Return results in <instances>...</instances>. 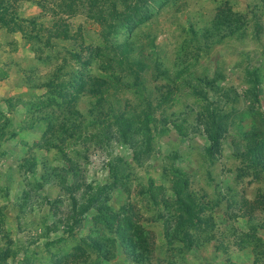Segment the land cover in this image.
<instances>
[{
    "label": "rangeland",
    "instance_id": "1",
    "mask_svg": "<svg viewBox=\"0 0 264 264\" xmlns=\"http://www.w3.org/2000/svg\"><path fill=\"white\" fill-rule=\"evenodd\" d=\"M56 2L13 0L36 23L0 25V264H264V0H151L110 33V0ZM149 112L136 158L114 117ZM83 181L106 190L74 220Z\"/></svg>",
    "mask_w": 264,
    "mask_h": 264
},
{
    "label": "trees",
    "instance_id": "2",
    "mask_svg": "<svg viewBox=\"0 0 264 264\" xmlns=\"http://www.w3.org/2000/svg\"><path fill=\"white\" fill-rule=\"evenodd\" d=\"M50 1L55 0H35V3L42 9L45 10V7ZM151 0H110L109 4V13L110 15H106L103 17L102 22L107 23V27L105 30H107V33H110L113 31V28L116 27V25H124L127 29L131 30L135 25L138 23L144 21L148 16L150 15L149 12V3ZM65 0H57L55 3L58 8L60 6H64ZM120 4V6L118 5ZM27 21L28 23H36V17L32 18H26L22 19L18 16L16 13V10L13 7V0H0V25L4 28L10 29L11 31H20L24 33V23ZM65 21V20H64ZM55 30L52 36L54 37H60L61 32L64 33L67 23H57L54 22ZM61 24V25H60ZM106 33V34H107ZM63 35V34H62ZM36 36H39L36 34ZM102 36V33H101ZM37 39H39L37 37ZM73 53V52H71ZM75 58H79V55L77 51H74ZM64 67H70L68 64L65 65V63L59 67V69H63ZM71 68V67H70ZM73 72V69H71ZM75 70L74 72H76ZM67 74H70L67 71ZM71 75V74H70ZM251 80L255 83L256 79L253 75V72H249ZM72 76V75H71ZM78 80L80 84H83V80L77 79L75 77L74 81ZM73 84V83H72ZM204 99H206V95H204ZM210 106V105H209ZM145 117L141 120L140 118H132L127 117L124 115H119L114 117V122L117 125L120 136L124 138L128 144L130 145V148L133 150V156L136 158L139 157V154L136 151L137 148V142L140 139V136L142 137L144 143L148 146L151 144V126H152V119L153 114L147 113L144 115ZM207 119H204L203 123V131L206 134L208 145H207V152H217L220 148V136L221 132L223 130L222 123L216 119V115L212 107H209V112L207 114ZM175 125V123H174ZM179 134H183L184 131L181 128H177ZM145 136V139H144ZM148 148V147H147ZM148 150V149H147ZM178 171V169H175ZM179 173V172H178ZM180 174V173H179ZM83 184H85L83 190H81L82 197L79 199L78 195H75V193H70V207L71 211L73 212V219L76 220L80 216H83L90 208H92L102 197V193L106 190V187L104 185H97L93 186L90 184H86L83 181ZM71 189L75 190L78 194L79 188L75 189L73 186H70ZM176 196L179 197V192L175 191ZM180 202L182 203L181 211L182 213H186L190 219H200L198 216L199 210L196 212L192 211V208H189L188 205H186L182 200L180 196ZM180 218L184 221L185 219L183 216H180ZM196 221L194 220H188L187 223L192 228L196 226ZM186 224V223H185ZM73 226L70 225L69 230L72 231ZM180 229H171L170 225H167L166 227V233L165 236H169V234L174 232H180ZM175 234L173 235V238L176 239ZM59 240V239H57ZM127 244L124 246V251L126 254L134 261L136 262H143L145 263V260L152 261L151 258L147 259V257L137 251V248L135 244L132 242L131 239L127 238ZM178 241H181L183 243H187L189 246H192L193 243L190 241V236L188 234V231L182 232V236L179 239H176ZM129 243V244H128Z\"/></svg>",
    "mask_w": 264,
    "mask_h": 264
}]
</instances>
